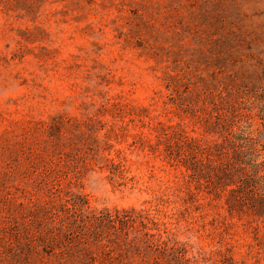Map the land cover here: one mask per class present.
I'll return each instance as SVG.
<instances>
[{"label": "rangeland", "instance_id": "1", "mask_svg": "<svg viewBox=\"0 0 264 264\" xmlns=\"http://www.w3.org/2000/svg\"><path fill=\"white\" fill-rule=\"evenodd\" d=\"M0 264H264V0H0Z\"/></svg>", "mask_w": 264, "mask_h": 264}]
</instances>
